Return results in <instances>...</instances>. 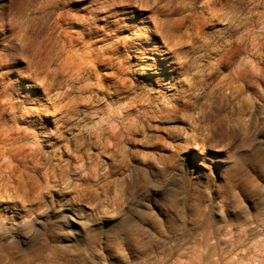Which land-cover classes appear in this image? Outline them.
<instances>
[{
  "label": "clouds",
  "instance_id": "clouds-1",
  "mask_svg": "<svg viewBox=\"0 0 264 264\" xmlns=\"http://www.w3.org/2000/svg\"><path fill=\"white\" fill-rule=\"evenodd\" d=\"M0 264H264V0H0Z\"/></svg>",
  "mask_w": 264,
  "mask_h": 264
}]
</instances>
